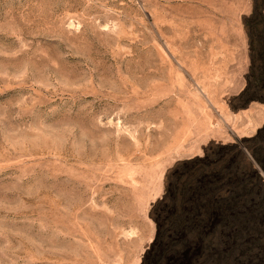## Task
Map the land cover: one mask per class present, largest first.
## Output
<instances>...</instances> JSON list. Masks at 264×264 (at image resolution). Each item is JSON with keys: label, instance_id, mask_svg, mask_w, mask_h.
<instances>
[{"label": "rangeland", "instance_id": "rangeland-1", "mask_svg": "<svg viewBox=\"0 0 264 264\" xmlns=\"http://www.w3.org/2000/svg\"><path fill=\"white\" fill-rule=\"evenodd\" d=\"M249 11L0 0V264H210L192 230L165 232L159 200L200 166L183 161L264 123L263 103L233 100Z\"/></svg>", "mask_w": 264, "mask_h": 264}, {"label": "trees", "instance_id": "trees-1", "mask_svg": "<svg viewBox=\"0 0 264 264\" xmlns=\"http://www.w3.org/2000/svg\"><path fill=\"white\" fill-rule=\"evenodd\" d=\"M263 10L264 0H250V11L242 18L248 66L244 86L233 97L240 107L264 104ZM241 140L216 145L226 152L212 163L207 160L212 153L209 145L202 156L183 161L181 166H200L195 173L168 182L159 200L169 212L163 218L165 232L192 230L191 240L202 244L210 264H264V123ZM213 221L215 228L207 234ZM149 264H159V257L153 256Z\"/></svg>", "mask_w": 264, "mask_h": 264}]
</instances>
